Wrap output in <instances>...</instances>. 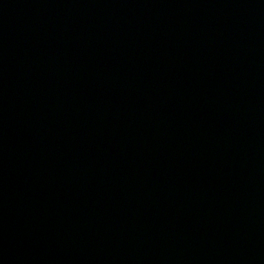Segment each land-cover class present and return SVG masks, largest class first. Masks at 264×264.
<instances>
[{
	"label": "water",
	"instance_id": "95a60500",
	"mask_svg": "<svg viewBox=\"0 0 264 264\" xmlns=\"http://www.w3.org/2000/svg\"><path fill=\"white\" fill-rule=\"evenodd\" d=\"M0 264H264V0H0Z\"/></svg>",
	"mask_w": 264,
	"mask_h": 264
}]
</instances>
